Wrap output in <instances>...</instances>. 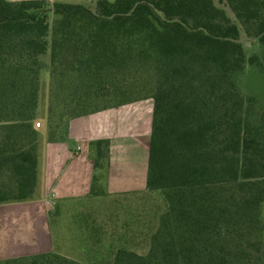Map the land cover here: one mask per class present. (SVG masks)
<instances>
[{"label":"trees","instance_id":"16d2710c","mask_svg":"<svg viewBox=\"0 0 264 264\" xmlns=\"http://www.w3.org/2000/svg\"><path fill=\"white\" fill-rule=\"evenodd\" d=\"M242 30L264 48V0H0V203L35 194L47 69L50 142L72 119L155 101L148 186L167 209L148 252L121 248L112 264H264V113L238 82L264 57L248 59ZM93 145L99 196L110 141ZM0 264L81 263L51 252Z\"/></svg>","mask_w":264,"mask_h":264},{"label":"crops","instance_id":"0c3cea01","mask_svg":"<svg viewBox=\"0 0 264 264\" xmlns=\"http://www.w3.org/2000/svg\"><path fill=\"white\" fill-rule=\"evenodd\" d=\"M151 100L152 104H148V99L72 119L67 139L50 142L49 95L40 96L37 118L45 127H33L38 135L36 191L30 200L0 203V261L54 252L53 213L81 210L89 215L95 204L113 195L144 191L148 185L156 115L155 101ZM100 140L110 141V154L108 164L97 172L104 193L94 196L93 143ZM48 201L52 202L51 207L47 206Z\"/></svg>","mask_w":264,"mask_h":264},{"label":"rangeland","instance_id":"374dc122","mask_svg":"<svg viewBox=\"0 0 264 264\" xmlns=\"http://www.w3.org/2000/svg\"><path fill=\"white\" fill-rule=\"evenodd\" d=\"M62 2L94 6V0ZM240 42L248 59L253 56L264 57V48L259 41L248 37L243 30ZM43 61L49 65V53L43 56ZM238 82L245 96L256 99L261 117L264 113V72L258 66L248 63L238 77ZM49 89L50 75L46 69L42 72L43 98L49 95ZM152 103L150 99L148 104ZM37 122L42 124V128L37 129L45 127V123L37 118L33 122L34 128ZM0 178H3V183H10V175ZM95 207L89 215L81 210L53 213L51 232L54 252L81 264H112L115 253L121 248L146 254L167 204L161 190L150 189L147 185L138 194L113 195L112 198L98 202Z\"/></svg>","mask_w":264,"mask_h":264},{"label":"built area","instance_id":"2783aa9c","mask_svg":"<svg viewBox=\"0 0 264 264\" xmlns=\"http://www.w3.org/2000/svg\"><path fill=\"white\" fill-rule=\"evenodd\" d=\"M36 126H37V128H40V127L42 126V124H41L40 122H37V123H36ZM46 204H47V206H49V207L52 206V202H51V201H48Z\"/></svg>","mask_w":264,"mask_h":264}]
</instances>
